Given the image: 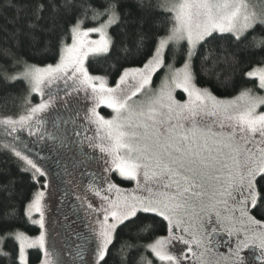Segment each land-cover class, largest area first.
Wrapping results in <instances>:
<instances>
[{"label": "snow or ice", "instance_id": "6c2138e0", "mask_svg": "<svg viewBox=\"0 0 264 264\" xmlns=\"http://www.w3.org/2000/svg\"><path fill=\"white\" fill-rule=\"evenodd\" d=\"M0 17V264H264V0H6ZM61 82L75 103L49 121ZM24 130L55 142L56 192ZM75 175L97 202L69 245L45 210Z\"/></svg>", "mask_w": 264, "mask_h": 264}, {"label": "rangeland", "instance_id": "374dc122", "mask_svg": "<svg viewBox=\"0 0 264 264\" xmlns=\"http://www.w3.org/2000/svg\"><path fill=\"white\" fill-rule=\"evenodd\" d=\"M90 39L96 40L99 39V35L96 33H93L89 37ZM179 66V65H177ZM159 77V75H157ZM155 77H153V86L158 84V78L155 80ZM45 92L47 98V91L49 87H51L53 90H58V95H56L53 99L52 106L50 109H48L45 113L38 114L39 116L46 117L49 121L53 118L55 112L59 111V113H64V100L69 99L73 100V103H75L73 97H65L64 91H63V84L62 82L57 85H45ZM182 95V96H181ZM174 96L177 100L183 102L187 98L186 93L183 92L182 89H175ZM37 97V100L35 99ZM33 102L39 103L40 97L38 94H33ZM97 111L104 116L106 119L111 118L112 110L108 109L105 105H100V107L97 109ZM2 115V113H0ZM49 132L52 131L50 122L46 125ZM89 136L93 135L91 131L87 133ZM3 131L2 128H0V138H3ZM21 137L20 146L23 148V150L30 154L32 158L39 159L40 163L48 168V170L51 173V176L49 178V189L53 192L57 191V185L59 184L58 170L60 169L59 165L57 164V156L55 155L51 144L48 143L46 139L40 140L38 139V135L30 136L28 135L27 131H21L19 133ZM23 142L26 145L32 144L31 148L35 154H37L39 157L34 156L33 153L30 152V150H27L24 148ZM27 148H30L27 146ZM84 148L85 151L91 153L92 149L88 148V142L87 140L84 141ZM84 167L87 168L88 171H92L94 169V165H91L90 163H86ZM81 171H83V168H81ZM68 183H67V189L68 194L65 196L63 195V192H59V198L61 199L62 203L61 205H57L55 202L51 203L50 208H46L45 210V220H46V227L48 226V220L53 217H58L60 221V225L67 226L66 229L61 228V231L64 233V239L69 245H73L76 241V233L77 232H84L87 231V227L94 223L92 220L91 215L89 214V210L86 208V202H92L95 204L97 202V198L94 196L93 193L87 192V184L88 179L81 178L79 175L66 177ZM43 182V181H42ZM117 183H120V186L126 189H133L135 187L134 182L132 181H126L127 184L123 183V181H120L117 178ZM39 187V186H38ZM79 197V199H77ZM56 198H54L55 200ZM47 200V196H46ZM82 201L85 202V204H82ZM36 214V219L39 218V214ZM66 217V218H65ZM39 234V233H38ZM36 234V235H38ZM58 239H60L58 237ZM224 251V250H223Z\"/></svg>", "mask_w": 264, "mask_h": 264}, {"label": "trees", "instance_id": "16d2710c", "mask_svg": "<svg viewBox=\"0 0 264 264\" xmlns=\"http://www.w3.org/2000/svg\"><path fill=\"white\" fill-rule=\"evenodd\" d=\"M4 3H6V0H0V5H3ZM4 11L6 12V14H7L8 16H12V15L14 14L13 9H11V8H6V9H4ZM3 24H4V19H3L2 17H0V25H3ZM4 39H5V33H4L3 31H0V45L3 44ZM20 51H21L23 54L26 55V54H27V47H26V46H22L21 49H20ZM29 60H30V62L37 63V61L34 60V59H32L31 57H29ZM47 62H48V63H52L53 61H52L51 59H49ZM8 63H9V62H8L7 60H5L2 56H0V65H5V66H6ZM177 65H179V64H177ZM208 67H209V68L212 67V60H211V58H210L209 61H208ZM221 69H222V65H217V67H216L215 70H216V71H219V70H221ZM157 75H160V73H158ZM157 78H158V76L155 77V80H156ZM209 80H210V77H203V76L200 77V81H201L202 84H204L205 86L211 87L212 85H211L210 82L205 83L206 81H209ZM213 91H214V94H216V95H220V93H219V92H216L215 89H213ZM181 96H182V95H181ZM32 99H33V97H32ZM35 99L37 100V97H36ZM15 111H16L15 109L12 110L13 113H14ZM0 113L4 114V113H3V110H0ZM20 145H21V144H20ZM24 148H25V147H24ZM30 152L33 153L34 156L39 157V156H38L37 154H35L32 150H30ZM123 183L127 184L126 181H123ZM36 187L38 188V185H37ZM34 218H36V214H34ZM30 228H31V230L28 231V234H29V235H36V234H38L39 231H40L38 225H32V226H30ZM30 251H32V250H30ZM154 264H157V262L154 261Z\"/></svg>", "mask_w": 264, "mask_h": 264}, {"label": "flooded vegetation", "instance_id": "af4514ba", "mask_svg": "<svg viewBox=\"0 0 264 264\" xmlns=\"http://www.w3.org/2000/svg\"><path fill=\"white\" fill-rule=\"evenodd\" d=\"M45 139L48 141L49 144H51V146H52L53 143H55L54 141H52V140H51L50 138H48V137H46ZM23 144H25V143L23 142ZM27 146H29L30 148H27ZM57 146H58V145H57ZM24 147H25L27 150H32L31 148H33V147H32V144H30V145H26V144H25ZM32 151H33V150H32ZM59 171H61V169H59L58 172H59ZM59 173H60V172H59ZM220 250L223 251L224 249L221 248Z\"/></svg>", "mask_w": 264, "mask_h": 264}]
</instances>
